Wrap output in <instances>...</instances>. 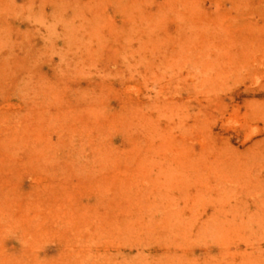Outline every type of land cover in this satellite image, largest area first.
<instances>
[{
    "label": "rangeland",
    "instance_id": "1",
    "mask_svg": "<svg viewBox=\"0 0 264 264\" xmlns=\"http://www.w3.org/2000/svg\"><path fill=\"white\" fill-rule=\"evenodd\" d=\"M0 264H264V0H0Z\"/></svg>",
    "mask_w": 264,
    "mask_h": 264
}]
</instances>
